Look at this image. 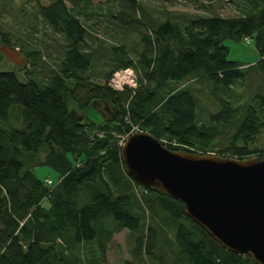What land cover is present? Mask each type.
Segmentation results:
<instances>
[{"label": "trees", "instance_id": "16d2710c", "mask_svg": "<svg viewBox=\"0 0 264 264\" xmlns=\"http://www.w3.org/2000/svg\"><path fill=\"white\" fill-rule=\"evenodd\" d=\"M88 2L40 4L38 23L64 39L47 77L39 76L38 48L29 49L22 38L12 40L0 22L1 42L23 47L32 63L0 66V264H104L109 239L122 229L134 233L131 253L143 264H257L216 242L185 215L178 200L133 182L123 169L125 138L119 136L135 125L160 141L171 140L174 145L161 141L170 149L199 152L214 147L231 126L220 155L263 156L264 148L251 145L264 127V91L237 106L233 87L243 86L246 70L254 69L262 74L264 90V0H245L234 17H189L185 23L171 17L155 26L145 22L139 0H116L110 18L137 33L141 48L135 62L128 49L113 45L118 64L102 83L84 75L96 59L93 48L84 46L100 21ZM246 38L258 59L253 64L229 59L225 41ZM126 67L142 71L137 86L112 89L111 74ZM193 77L216 89L219 108L207 120L197 112L190 85H178ZM99 98L118 106L114 120L86 121L91 102ZM40 151L44 159L37 164L58 174L50 185L49 178L30 169L32 155ZM134 186L143 188L142 200ZM85 190L91 196L80 204Z\"/></svg>", "mask_w": 264, "mask_h": 264}, {"label": "rangeland", "instance_id": "374dc122", "mask_svg": "<svg viewBox=\"0 0 264 264\" xmlns=\"http://www.w3.org/2000/svg\"><path fill=\"white\" fill-rule=\"evenodd\" d=\"M53 0H0V8L2 18L0 22H4L5 27L8 28L12 34V40L17 38H25L29 49L38 48L39 65L38 70L40 77H47L49 71L56 68L58 58L60 57V47L64 45V39L62 35L58 33H52L50 29H45L38 17V9L41 3H47ZM116 0H90L88 8H93L96 13L94 17L98 18V24L94 26V31H90L91 39L86 40L84 46L85 49L89 47L93 48L96 54V59L92 62L89 70L84 74L90 80L102 83L105 80L107 72L115 68L117 58L112 54L111 47L113 45H121L126 50H129L130 56L136 62L134 53L140 48V37L137 33L133 32L130 28L123 25L119 19L110 18V14L116 10ZM245 0H139V3L145 10L147 18L145 22L151 26H155L160 22H163L167 18H177L180 23H185L186 19H192L198 16H238L241 14V9ZM40 18V17H39ZM172 19V18H171ZM37 20V21H36ZM95 20V19H94ZM36 25V32L31 33L30 26ZM44 30L46 33H44ZM90 30V29H89ZM19 40V39H18ZM17 42V41H12ZM229 47V59L237 60L245 64H253L259 57L256 48L253 43H247L244 40L240 42L225 41ZM26 50L20 45L13 43V46L1 45L0 52L2 53V59L0 65L2 68L11 69L18 67H30L32 64H28L31 61L26 56ZM123 69V68H122ZM121 69H115L111 76ZM132 85L136 86L138 79L142 76V71L138 68H134ZM254 69L246 70V76L243 86H234L235 104L237 106L244 105L250 102L251 96L264 90L262 89L261 73ZM190 85L194 94L198 98L197 112L208 119L209 112L217 111L219 106L217 104V97L215 95L216 89L212 84H208L204 81H196V77L189 78L186 82L178 84L181 87L184 85ZM135 86V87H136ZM262 89V90H261ZM126 105V104H125ZM88 119L86 121L94 120L101 121L102 116L93 108H89ZM202 117V118H203ZM14 117L12 116V119ZM81 121V120H80ZM231 129V126H226L223 132L220 133L219 140L210 150L199 151L200 153H213L219 154V149L226 139V133ZM139 129L137 126H131L129 133L120 135V137L126 138L129 134L137 132ZM121 140L120 145H122ZM161 141L166 144H172L173 142L167 138H161ZM252 148L260 149L264 148V127L261 128L257 135L255 142L251 145ZM28 153V152H26ZM248 157V156H247ZM44 159L42 151L37 155H32L30 159V169L39 178H45L47 175L53 182H57L58 174L55 170L45 166L38 165L37 163ZM46 179V178H45ZM133 192L142 200L144 190L140 186H134ZM87 190L83 193L79 203H84V199H88L91 194ZM142 204V202H141ZM146 205V204H144ZM107 220V219H106ZM108 221V220H107ZM134 233H130L127 229H122L114 233L108 241V247L105 250V263L104 264H129L134 259L136 264H143V258L137 260L132 256ZM94 246H90L93 249Z\"/></svg>", "mask_w": 264, "mask_h": 264}, {"label": "water", "instance_id": "95a60500", "mask_svg": "<svg viewBox=\"0 0 264 264\" xmlns=\"http://www.w3.org/2000/svg\"><path fill=\"white\" fill-rule=\"evenodd\" d=\"M90 108L107 121L118 114L106 98L94 99ZM120 158L133 182L178 200L185 215L226 250L264 264V155L174 150L137 131L124 139Z\"/></svg>", "mask_w": 264, "mask_h": 264}, {"label": "built area", "instance_id": "2783aa9c", "mask_svg": "<svg viewBox=\"0 0 264 264\" xmlns=\"http://www.w3.org/2000/svg\"><path fill=\"white\" fill-rule=\"evenodd\" d=\"M245 42L250 43L251 40L249 38H246ZM133 72H135L133 67H126L121 69L120 71L115 72L109 78V82H108L109 86L117 91H122L126 87L135 88L136 82L134 85H132ZM45 181L48 185L52 184L50 179H46Z\"/></svg>", "mask_w": 264, "mask_h": 264}, {"label": "crops", "instance_id": "0c3cea01", "mask_svg": "<svg viewBox=\"0 0 264 264\" xmlns=\"http://www.w3.org/2000/svg\"><path fill=\"white\" fill-rule=\"evenodd\" d=\"M22 39L25 40V38H22ZM1 45L3 46V43H2L1 40H0V50H1ZM1 54H2V53L0 52V63L2 62V61H1V59H2V55H1ZM0 66L2 67L3 65H0ZM11 69H12V68H11ZM44 177H45V178H49L47 175H45ZM45 178H44V179H45Z\"/></svg>", "mask_w": 264, "mask_h": 264}]
</instances>
